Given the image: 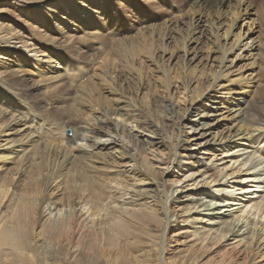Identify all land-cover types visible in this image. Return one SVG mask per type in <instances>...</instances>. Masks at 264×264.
Here are the masks:
<instances>
[{
	"label": "bare ground",
	"instance_id": "bare-ground-1",
	"mask_svg": "<svg viewBox=\"0 0 264 264\" xmlns=\"http://www.w3.org/2000/svg\"><path fill=\"white\" fill-rule=\"evenodd\" d=\"M46 1L12 3L32 15ZM137 1L61 0L47 9L58 23L73 17L69 31L57 27L59 39L44 44L53 43L54 49H73L71 40L84 38L94 40L90 46L98 50L95 42L107 34L101 24L114 23L125 8L140 16L135 17L132 36L113 41L116 51H88L85 64L78 50L69 57L70 50H43L40 41L21 37L13 26L0 28V53L15 60L26 53L41 68L37 74L48 81L0 76V151L9 154L0 172V264H168L164 254L174 218L170 205L175 203L181 206L182 223L195 221L190 236L200 245L193 254L182 256L186 261L181 264H200L214 244L228 240L243 247L246 255L240 264H255L264 257V195L245 194L248 186L264 189V182L246 185L261 176L256 168L261 162L250 161L256 154L264 158L260 146L264 135L257 145L260 137L254 134L264 129V88L259 85L254 93L247 89L244 93L250 92L252 99L241 101L230 88L234 79L229 80L228 72L239 58L228 60L236 45L243 43L240 51H261L263 26L257 22L253 28L256 18L245 32L240 26L233 34L243 15L250 13L249 0H194L188 18H168L155 25L140 3L155 9L158 0ZM232 36L236 39L230 46L227 40ZM211 44L220 50L212 59L218 60L216 65L198 68L206 57L212 58L211 53H199L202 48L211 50ZM174 48L181 54L171 53ZM169 53L166 60H158ZM98 61L100 71L95 68ZM210 91L224 95L216 97L227 104V111L237 113L235 122L243 117L234 125L223 123L219 132L212 130L213 123L202 122L207 129L202 135L210 131L216 138L211 156L228 152L226 143L246 140L247 148L257 145L246 160L232 154L234 162L227 173V164L203 163V168H195L202 161L198 152L182 153L190 145H185L189 137H182L181 124L174 122L168 129L170 122L165 125L160 119L161 114H175V119L190 121L194 105L210 98ZM163 93L162 98L177 107L159 106L157 96ZM207 113L202 115L208 117ZM83 125L90 136L85 135L87 142L76 151L72 144L85 140L79 133ZM68 127L74 129L73 143L65 135ZM237 144L233 147L239 148ZM241 169L246 176L230 182L229 176ZM159 172L174 177L158 180ZM190 180L196 191L184 194L190 184L180 183ZM37 238L45 244L42 250ZM218 259L212 264H230Z\"/></svg>",
	"mask_w": 264,
	"mask_h": 264
},
{
	"label": "rangeland",
	"instance_id": "rangeland-1",
	"mask_svg": "<svg viewBox=\"0 0 264 264\" xmlns=\"http://www.w3.org/2000/svg\"><path fill=\"white\" fill-rule=\"evenodd\" d=\"M60 1L61 0L46 1V3L43 4L45 6L33 10L34 13L33 14L31 13L32 15H30V12L28 10H25L24 8L13 4L12 3L13 0H0V28L2 27V29L7 30L10 26H13V28L16 31H19L18 34L21 35V37L28 35V37L30 36V37L34 38L35 40L40 41V45L44 47V48H42L43 50H46V49H49L52 51L70 50V51H67L68 57L72 56L71 51H77L78 50L79 55H80V57H78V58H81V57L84 58V59L80 60L81 63L83 64V62L86 61L85 58L87 59L86 54L88 53V51H107V49H108V51H111L112 49L111 50H109V49L114 48L113 47V44H114L113 41H115L116 39L125 40L126 38L132 36V34H134L136 26H137V20L135 17H140L139 15L133 16L132 15L133 13L131 12V10L129 8H125L123 11L120 12L118 19L114 23L111 22V23L107 24V22H105V23L101 24L100 27L102 28V31L107 32V34L104 36V38L102 40L99 39L95 42V44H97L100 47V49H98V50H93L92 47L90 46L94 40L86 41L84 38H82V39L79 38V40L78 39L71 40V41H73L71 43V45L75 46V47H73V49H72V47H69V49H68V47L64 48V49H54L53 43L50 46L47 45V47L44 44H46V42H48L49 40H52V41L54 40V42H56L59 39L58 38L59 37V31H58L57 27H62L63 29H66L69 31V27H71L70 22L73 21V17L67 18V20L60 18L59 20H61V22L58 23V22H55L56 20H54L53 15H50L48 13L47 9L50 8L51 5L56 4L57 2H60ZM110 1L114 2L115 0H110ZM134 1L138 2L137 0H134ZM164 1L166 3H163L162 0H158V2L155 4V7H156L155 9H153L150 6L143 4V2L141 0L139 1V2H142V3H140L141 11H144V13L147 16L146 18L148 19L150 24H154V25L155 24H162L165 20H168V18L169 19L171 18V20H173L175 18L186 19L191 15L190 14L191 11H189L190 10L189 6H191L193 4L194 0H164ZM249 1L251 3L250 7L248 8L250 10V13H248V15L247 14L243 15L244 16V18L242 17L243 21L240 20L241 22H239L238 23L239 25H237V27H239V28L234 30L233 34H236L240 31V26H243L242 32H245L248 29L249 25L252 23V20L256 19V18L258 20L256 22H254L255 25L253 26V28L255 26H257V24L260 22V24H262L263 29H264V23L262 22L264 20V11H263L264 10V0H249ZM261 2L263 3V5ZM260 4L263 7H261ZM129 6H130V4H129ZM257 7H259V9ZM260 8H262V10ZM259 10H261V11H259ZM59 15H62V14L60 13ZM63 15L67 17V15L65 13ZM53 21H54V23H53ZM55 23H57V24L55 25ZM4 24H6V26H2ZM35 26H36V28H34ZM220 27H223V25H221ZM37 28L39 29V31ZM81 31L82 30H80V32ZM110 32H112V33L109 34ZM221 33H223V32H221ZM43 34H44V36H43ZM255 35L253 37H255ZM38 36H40V37H38ZM52 37H55V38H52ZM209 39H210V37H209ZM235 39H236V37L232 36L230 39L227 40V44H230V46H231L234 43ZM261 39H264V32H263V36L261 37ZM111 41H112V46H110ZM221 41L224 42L225 40L222 38ZM125 43H127V41H125ZM242 44L243 43H241L240 45L239 44L236 45L235 46L236 48H234V51H233L234 54L229 55L228 60L235 59L236 55H238L239 58L234 60L235 61L234 67H232L228 72H230V75H229L230 79L229 80L234 79L233 81L235 82V83L233 82L234 84L230 83L231 84L230 88H233L234 90H236V95H234V96L239 97L241 99V101H249L252 99V97H251V94H249L250 92L244 93L247 89H252V91L254 93V91H256V89L259 85H260V87L264 88V47L263 46L261 47V51H253L252 52L249 50L246 51L247 49H245V50L242 49L240 51L239 48H242ZM107 45H109V46H107ZM210 47H211V50L206 51V49L202 48L199 51V53H204V54L205 53H208V54L211 53L210 55H213V56H212V58L206 57L198 65V68H205L206 69L208 67L209 63L210 64L214 63L213 65H216L218 60H215V62H213L212 59L215 57V55H217L220 52V50L216 47V45H213V44H211ZM75 48H76V50H75ZM171 50H175V51H170L174 55L181 54L180 48H174ZM113 51H116L115 48L113 49ZM84 53H85V55H84ZM20 54L22 56L16 55L18 60H15V57L9 56L5 53H0V55L3 56L0 58V76L18 75V76L26 77L33 82L34 81L39 82L40 80L48 82L42 76L37 74V71H39L41 69L37 65V62L32 57H29V55L27 56L26 53H20ZM169 56H170V53L167 54L166 57H165V54L159 55L158 60L164 61ZM100 63L101 62L98 61V63L96 64L97 67L95 65V68H97V70L99 67V71L101 68L99 65ZM84 64H85V62H84ZM227 65H229V62L227 63ZM243 78H245V79L242 80ZM247 78L249 80H247ZM250 78H252V79H250ZM243 81H245V83ZM252 81H254V82H252ZM249 82H251V85ZM178 84H180L179 81H178ZM228 84H229V82H228ZM46 91H47V89L45 90V92ZM45 92H44V94H45ZM163 94H161V95L159 94L157 96V98H159V100H157L158 101L157 104L161 107L167 106L168 108H170L171 102H169L170 100L167 97L162 98L163 96H165L166 93H163ZM209 95L211 96L210 98L205 97L204 99H202V101L199 104L194 105V108L192 109V111L188 115V118L190 119V121L189 120H187V121L179 120L178 118L175 119V114H168V116H165V114H161L160 119L161 120L163 119L162 121H163V124H165V125H166V123L168 124L170 122L167 126L168 129H171L172 127H174L173 126L174 122H179L181 124L182 130L185 132V134L182 137H184V138H185V136L189 137V140L185 145H190V147L188 148L189 150H184V151H182V153L189 155V153L191 151L198 152V156L202 161V163L201 162L197 163V167H195V168H197V169L203 168V167H201L202 166L201 164H203V163H206L209 166H213L214 164H220V166H223L224 164H227L230 167H229V169H227L225 171V173L231 172V168H232L231 166H232L234 160H231L230 156H232V154L233 155L234 154L240 155L239 156L240 160H246V158L249 155H251V153H253L255 146H257L261 142L263 135H264V129L262 130L263 132L255 131V133H254L256 137H258V138L260 137V141L257 143V145L249 144V147L247 148L248 143L246 140L238 141L237 142L238 144L236 143L237 145L240 144L239 148L236 146L233 147L236 144L226 143L227 145H230V148H229L230 150H228V152L220 154L222 152L219 151L215 154V156L214 155L211 156L212 151H214V148L211 146L214 144L215 139H216V138L213 139V133L219 132L222 128H224L223 123H227V124L233 123V125H234V124L238 123V121H240V119H242L243 117L242 116L236 117V118H238V120L235 122L233 116L237 113L233 114V113L227 111V109L225 108L227 106V104L221 103V98L216 97V96H224V95L216 93V91L215 92L210 91ZM181 97H182V95H181ZM263 99H264V97H263ZM179 103L180 102L176 103V105H178ZM181 104L184 105V103H182V102H181ZM171 106L174 108L177 107L174 104ZM203 111L208 112L207 113L208 117H204L202 115ZM211 115H213V116H211ZM214 117H215V119L212 120ZM56 121H58V120H56ZM202 122L203 123H207V122L213 123L212 130H214V132L210 133V131H208L206 133L207 135L206 134L202 135L205 132V130H207V129L203 128ZM83 126H84V128H83ZM83 126L81 128H79V131H80L79 133H82L84 135L81 138H84L85 140H83V141L78 140V142L76 144H72V146L74 148L73 150L77 151L78 150L77 147L79 148V146L82 147L85 145V143L87 142L86 137H85L86 134L88 137L90 136V133L88 132L89 131L88 126L87 125H83ZM77 130H78V128H77ZM155 131H157V130H155ZM225 131H226V128H225V130H223V134ZM65 135L69 136L70 142L73 143V141H74V129H71L68 127V129L65 130ZM160 135H162V134H160ZM155 138H159V136L155 137ZM215 144H217V142ZM260 146L261 147L264 146V141H262ZM233 148H235V149H233ZM219 149L220 148H218V150ZM257 156L258 155L256 154L255 157H253L255 159L257 158L256 159L257 161L252 158L253 160L251 159L250 163L252 162V163H255L257 165L261 162V164H259L256 167L259 170L261 169V171L257 170L258 174H261V176H260V178H258L257 182H254V183L251 182L252 184L246 183V185H256V184L259 185V183L261 184V182H264V171H263L264 170V158L260 159L261 157L259 158V156L258 157ZM8 160H9L8 152L6 150L0 151V172L5 168ZM250 163H248V164L250 165ZM161 167H163V166H161ZM258 167H260V168H258ZM245 168H247V166L244 167L243 169H245ZM235 169H237V168H235ZM174 171H175L174 172L175 175L178 174L177 169ZM241 175L244 178L246 176V171H243L241 169V171L238 174L236 173L233 176H229V181L235 182V179ZM156 177L158 178V180H160L162 177L171 179L174 176H169V175L164 176L161 172H159L156 175ZM187 184H190V185L186 186ZM261 185H264V184H261ZM180 186H186V188L184 189V190H186L184 192V194L192 193L193 191L195 193V191H196L194 189L195 186L192 185L191 180L189 181V183L186 182L185 184L181 182ZM253 188H254V186H248V191L245 194L246 195H252L253 192H257L260 195H264V189L263 188H261L262 191H254ZM255 190H257V189H255ZM197 194L202 195V194H200V192H198ZM237 197L243 199L241 195H238ZM243 200H246V199H243ZM246 202L247 201H244L243 203H246ZM176 204L177 203L170 205V209L174 213V218L172 220V224L170 226V229L167 233V236H168L170 242L168 243V245L166 247L167 250L165 251V254H164L165 263H168V264H181V262L185 263L186 260H185V258L182 259V256L187 255V254H193L195 252V250L197 248H199V246H200L198 244L199 242L197 241V239L196 238L194 239V237L190 236V231L193 228L192 225H196L195 223H193L195 221L191 220L188 222L185 221L186 223H182V220H181L182 215L180 212L181 206L177 207ZM183 204H185V201H183L182 205ZM197 224H199V223H197ZM36 242L40 247L42 246L40 248L41 250L45 247V244H43V241H40L38 238H37ZM233 242H234V240H228V241L224 242L223 244H214L212 246V249L209 250L208 253L206 252L205 254H203V256L200 258L201 259L200 264H202V263L203 264H212L213 262L219 261V259H218L219 257H223L225 260L230 261V264H240L241 261L244 259L246 254L243 253V251H242L243 247H234L232 245ZM250 257H251V254H250ZM255 262H256L255 264H264V257L263 258L258 257Z\"/></svg>",
	"mask_w": 264,
	"mask_h": 264
}]
</instances>
